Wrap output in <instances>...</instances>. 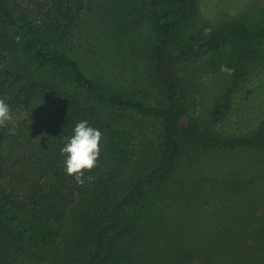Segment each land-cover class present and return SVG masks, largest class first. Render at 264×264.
Wrapping results in <instances>:
<instances>
[{
  "label": "trees",
  "instance_id": "16d2710c",
  "mask_svg": "<svg viewBox=\"0 0 264 264\" xmlns=\"http://www.w3.org/2000/svg\"><path fill=\"white\" fill-rule=\"evenodd\" d=\"M87 1L53 0L45 13L48 21L41 26L11 0H0V99L12 112L17 107L30 111L21 126L42 106L50 102L55 106V122L42 126L40 136L21 147L20 135L10 133L9 122L0 127V264H19L24 250L54 243V226L60 227L71 211L78 214L81 229L78 248L89 252L86 264H104L114 237L129 218L172 178L186 144L264 152V118L252 133L234 137L192 126L182 105L178 71L194 60L222 53L234 41H264V28L250 31L242 23L228 24L174 52L171 36L182 19L196 13L199 0H91L100 4L104 18H118V22L112 19L115 26L110 35L105 34L107 41L100 43L110 53L106 64L110 66L103 71L67 47L73 43L75 22ZM135 35L146 40L164 105L148 103L122 81L107 76L116 60L128 54L126 43ZM229 106L226 98L220 101L213 118L220 120ZM123 110L163 124L157 158L141 174L131 169V132L123 118L115 116ZM82 120L98 128L102 137L97 166L85 170V182L79 184L65 173L60 149Z\"/></svg>",
  "mask_w": 264,
  "mask_h": 264
},
{
  "label": "rangeland",
  "instance_id": "374dc122",
  "mask_svg": "<svg viewBox=\"0 0 264 264\" xmlns=\"http://www.w3.org/2000/svg\"><path fill=\"white\" fill-rule=\"evenodd\" d=\"M11 1L41 26L48 21L45 13L53 0ZM97 5L90 0L82 7L73 43L67 47L104 71L103 67L110 66H106L110 53L100 43L107 41L105 34L110 35L115 26L112 19L118 22V18H104ZM232 23H242L250 31L264 28V0H199L196 13L178 23L170 48L178 52L185 44L201 42L215 29ZM126 51L107 76L122 81L148 103L164 105L146 40L141 35L129 38ZM178 71L183 83L182 105L192 126L222 137L257 129L264 118L263 40L234 41L222 53L194 60ZM225 98L230 106L215 120L214 109ZM44 106L26 126L21 125L29 116L28 109L17 107L11 113L9 131L19 133L22 143L14 142L20 147L29 138L40 136L42 126L55 122V106L51 102ZM115 116L123 118L131 132V169L141 174L157 158L162 121L128 110ZM70 214L60 227L54 226V243L47 240L50 244L43 243L40 249L24 250L19 264H86L89 252L78 248V214ZM104 264H264V152L186 144L172 178L129 218L114 237Z\"/></svg>",
  "mask_w": 264,
  "mask_h": 264
},
{
  "label": "clouds",
  "instance_id": "9594fccd",
  "mask_svg": "<svg viewBox=\"0 0 264 264\" xmlns=\"http://www.w3.org/2000/svg\"><path fill=\"white\" fill-rule=\"evenodd\" d=\"M223 71H230L222 68ZM11 108L8 103L0 99V127L12 119ZM102 133L98 128L89 125L87 120L79 121L72 129L69 136L60 149L64 156V171L73 176L77 183L83 184L85 179V170H91L97 166L100 155V141ZM89 181L92 176L86 177Z\"/></svg>",
  "mask_w": 264,
  "mask_h": 264
}]
</instances>
